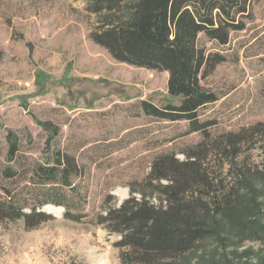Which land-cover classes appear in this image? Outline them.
<instances>
[{"label": "rangeland", "instance_id": "obj_1", "mask_svg": "<svg viewBox=\"0 0 264 264\" xmlns=\"http://www.w3.org/2000/svg\"><path fill=\"white\" fill-rule=\"evenodd\" d=\"M90 2L0 0V196L52 215L33 229L24 219L1 223L0 264H126L131 248L101 218L140 199V190L156 192L147 178L162 157L198 158L226 192L237 187L238 171L262 170L264 139L251 128L264 122V0H252L253 17L228 43L200 35V46L225 58L201 80L219 97L198 111L200 122H214L208 134L191 131L187 119L145 112L144 102L180 104L169 93V72L120 61L97 43L103 13ZM231 132L247 138L233 168L222 137ZM53 166L61 172L55 182L40 172ZM66 166L75 170L69 185ZM252 185L254 203L235 210L197 250L165 264H264V178ZM152 195L156 205L165 198Z\"/></svg>", "mask_w": 264, "mask_h": 264}, {"label": "trees", "instance_id": "obj_2", "mask_svg": "<svg viewBox=\"0 0 264 264\" xmlns=\"http://www.w3.org/2000/svg\"><path fill=\"white\" fill-rule=\"evenodd\" d=\"M251 2L91 0L88 8L95 13H103L102 24L92 37L108 48L116 59L169 72V93L180 97V104H168L162 108L144 102L145 112L167 120L187 119L191 131L208 134L207 129L214 122H200L198 111L219 97L203 86L201 80L225 58L219 53H208L205 46L199 45V38L205 34L219 44L228 43L231 33L245 29V20L253 17ZM2 54L0 51V59ZM251 129L264 139V122ZM222 137L227 140L225 148L232 146L233 159L228 156L227 160L233 168L237 163L235 156L240 152L239 144L247 138L232 132ZM222 146L216 147L223 149ZM262 148L264 150V142ZM16 150V145H12L10 158ZM193 157L179 160L169 155L154 163L147 181L156 192L164 195L165 198H160V205L150 200L156 192L150 195L140 190V199L130 197L119 208L110 209L102 216V222L107 223L111 230L122 233L120 245L131 248L132 256L128 260L126 257L123 259L126 264L135 261L140 264H165L197 250L202 241L224 229L225 220L235 210H240L249 201H256L252 199L256 197L252 184L255 179L264 178V158L262 170L253 173L251 170L238 171L237 187L226 192V188L216 187L201 161ZM73 171V166L64 169L62 179L66 185H69V174ZM40 172L45 180L52 182L61 174L56 166L40 167ZM6 175L12 177L14 172L7 170ZM7 195V199L0 196V224L24 219L26 227L33 229L52 218L51 214L39 208L24 211L20 203ZM66 217L78 220L72 214L67 213Z\"/></svg>", "mask_w": 264, "mask_h": 264}, {"label": "bare ground", "instance_id": "obj_3", "mask_svg": "<svg viewBox=\"0 0 264 264\" xmlns=\"http://www.w3.org/2000/svg\"><path fill=\"white\" fill-rule=\"evenodd\" d=\"M49 210H50V211L54 210V207H53V209L50 207ZM54 211H55V210H54Z\"/></svg>", "mask_w": 264, "mask_h": 264}]
</instances>
